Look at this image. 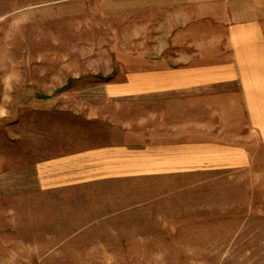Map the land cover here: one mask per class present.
<instances>
[{"label":"rangeland","instance_id":"374dc122","mask_svg":"<svg viewBox=\"0 0 264 264\" xmlns=\"http://www.w3.org/2000/svg\"><path fill=\"white\" fill-rule=\"evenodd\" d=\"M224 3L0 0V264H264L258 130L207 132L247 146L246 168L54 189L42 188L36 171L39 162L119 139L102 130L119 119L134 125L143 103L109 98L104 80L152 64L231 61L211 53L226 50L225 39L193 36L219 34L198 11ZM188 24L207 32L181 30ZM198 42L210 53H182ZM235 114L222 121H244Z\"/></svg>","mask_w":264,"mask_h":264},{"label":"crops","instance_id":"0c3cea01","mask_svg":"<svg viewBox=\"0 0 264 264\" xmlns=\"http://www.w3.org/2000/svg\"><path fill=\"white\" fill-rule=\"evenodd\" d=\"M208 9H199L198 18L217 24L219 34L193 36L225 39L226 50L214 47L211 53L229 54L231 61L152 64L130 70L126 79L104 80L109 98L141 102L142 113H136L134 125L119 119L102 128L118 131L117 140L39 162L42 188L121 178L161 181L250 166L247 146L207 138V132L258 130L264 145V0H229ZM200 27L188 24L181 30L207 32ZM198 43L192 46L197 51L182 53H210ZM230 111L244 121L228 126L222 118Z\"/></svg>","mask_w":264,"mask_h":264}]
</instances>
